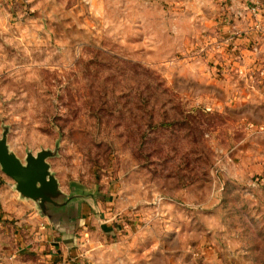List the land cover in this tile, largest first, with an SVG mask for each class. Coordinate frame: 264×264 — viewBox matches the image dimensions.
Segmentation results:
<instances>
[{"label": "rangeland", "instance_id": "rangeland-1", "mask_svg": "<svg viewBox=\"0 0 264 264\" xmlns=\"http://www.w3.org/2000/svg\"><path fill=\"white\" fill-rule=\"evenodd\" d=\"M228 1L0 0V139L84 220L34 264H264V41L217 32L264 0Z\"/></svg>", "mask_w": 264, "mask_h": 264}, {"label": "crops", "instance_id": "crops-1", "mask_svg": "<svg viewBox=\"0 0 264 264\" xmlns=\"http://www.w3.org/2000/svg\"><path fill=\"white\" fill-rule=\"evenodd\" d=\"M184 1L185 0H166L167 3H170L171 9L175 12H179V6H183V4H185ZM242 1L245 2L248 0ZM228 2H230V0ZM174 5L176 6L175 8H173ZM186 10H188V8L185 9L184 12ZM260 20L262 21L254 22L252 19L246 17L245 21H239V23L234 25L219 24L217 25V32H219L221 38L228 37L229 39L235 37H233V30H236L235 34H240V36L244 34L242 38L236 41L233 40L231 43H240L243 44V47L246 45L245 49H248L246 48L247 46L264 41V17ZM4 176L6 175L2 173L0 168V264H34L33 259L36 257H31L30 252L32 250L36 252V248L43 252L53 243H63L69 245L71 250H76V247L79 248V241L81 243L85 242V240H83V232L80 231L78 227L83 224V219L79 220L80 223L76 228L70 226L68 227V231L62 232L58 230L47 217L41 215L34 201L22 199L16 190V193L8 191V184ZM30 204H33V208L26 211V207L28 206L30 208ZM14 219L17 221L21 220L20 225L16 223L14 226L9 223L8 220ZM106 222L109 223L110 220ZM108 226L110 227V225ZM84 235L86 236L87 233ZM15 238L18 239V241L14 243ZM36 254L37 253H35V255ZM38 257L41 256L38 255Z\"/></svg>", "mask_w": 264, "mask_h": 264}, {"label": "water", "instance_id": "water-1", "mask_svg": "<svg viewBox=\"0 0 264 264\" xmlns=\"http://www.w3.org/2000/svg\"><path fill=\"white\" fill-rule=\"evenodd\" d=\"M50 156V152H42L37 156L29 153L26 163H23L10 151L6 134L0 139L2 173L15 183V190L22 199L34 201L41 215L64 232L69 230L68 227H75L79 223L81 208L75 203L73 191L72 195L61 191L60 184L47 163Z\"/></svg>", "mask_w": 264, "mask_h": 264}, {"label": "trees", "instance_id": "trees-1", "mask_svg": "<svg viewBox=\"0 0 264 264\" xmlns=\"http://www.w3.org/2000/svg\"><path fill=\"white\" fill-rule=\"evenodd\" d=\"M146 126H147L149 129H151V128L154 127L152 124H146Z\"/></svg>", "mask_w": 264, "mask_h": 264}]
</instances>
